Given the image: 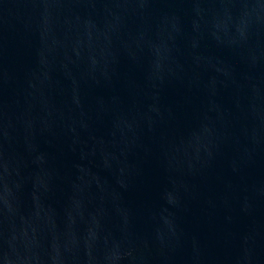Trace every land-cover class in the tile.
<instances>
[{"label":"water","instance_id":"95a60500","mask_svg":"<svg viewBox=\"0 0 264 264\" xmlns=\"http://www.w3.org/2000/svg\"><path fill=\"white\" fill-rule=\"evenodd\" d=\"M0 264H264V0H0Z\"/></svg>","mask_w":264,"mask_h":264}]
</instances>
